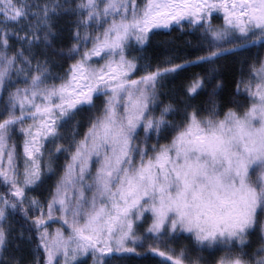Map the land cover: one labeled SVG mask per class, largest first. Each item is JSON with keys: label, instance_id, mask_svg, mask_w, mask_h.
Listing matches in <instances>:
<instances>
[{"label": "snow or ice", "instance_id": "1", "mask_svg": "<svg viewBox=\"0 0 264 264\" xmlns=\"http://www.w3.org/2000/svg\"><path fill=\"white\" fill-rule=\"evenodd\" d=\"M183 21L191 56L137 78L133 41ZM257 45L264 0H0V264H264V57L221 99L220 61Z\"/></svg>", "mask_w": 264, "mask_h": 264}, {"label": "trees", "instance_id": "2", "mask_svg": "<svg viewBox=\"0 0 264 264\" xmlns=\"http://www.w3.org/2000/svg\"><path fill=\"white\" fill-rule=\"evenodd\" d=\"M218 18L215 25H222L221 17ZM63 23V21H61ZM202 36V31L191 30L188 33H183L178 28H173L171 31H159L154 29L153 33L150 34V41L146 44L143 53L145 52L146 61L152 66L163 63L164 60L168 58L181 59L186 56H191L195 51V45L198 43ZM254 47L249 48L247 51L242 52L237 56H228L226 59L220 61L222 66L221 76L225 83V89L221 93V99L225 103H243V91L240 95H235L236 93V81L241 78L248 76L249 65L253 63L257 58H260L259 52H254ZM203 68L192 67L187 72L181 73L165 85V90L168 100L174 98L173 93L182 89L186 83V77H191L193 73H202ZM102 99V98H101ZM207 99L206 93H201L194 103L198 105H203ZM100 100L97 101L99 105ZM89 116L88 112L81 113L77 119L81 121V125L85 124ZM53 179H49L47 183L52 182ZM46 183V184H47ZM3 187L0 186V191H3ZM41 188L34 189L29 193V195L34 194V192H40ZM169 242L165 241L161 247H165ZM171 246L179 249L185 244H191L190 240L185 239L183 235L178 236L176 239L171 240ZM161 257H154L151 260H142L137 257H130L127 264H157V262L162 261Z\"/></svg>", "mask_w": 264, "mask_h": 264}, {"label": "rangeland", "instance_id": "3", "mask_svg": "<svg viewBox=\"0 0 264 264\" xmlns=\"http://www.w3.org/2000/svg\"><path fill=\"white\" fill-rule=\"evenodd\" d=\"M215 16H220L221 18V22H222V25L224 24V19H223V13H213V16H212V19H211V23L214 25V26H222V25H215L216 24V22H217V20H219L218 18H215ZM182 25H183V27H181V26H178V25H175V24H173L170 28H168V29H158L159 31H171V29H173V28H178V30H180L181 32H183V33H188V32H190L191 30L193 31V30H195V27H189L188 26V22L187 21H183L182 22ZM145 46L146 45H144L143 46V48H140V46H138V45H135V42L133 41V50L131 51V53H130V56H136V57H138L139 58V64H140V70H139V73L137 74V78H138V75H142V74H144V68H143V66L144 65H146V64H149V62H147L146 61V58H144L145 57V52L143 53V51H145L144 50V48H145ZM255 49H254V52H259L260 53V57H264V47H260L259 45H257L256 47H254ZM162 64V63H161ZM152 66V65H151ZM153 68L155 67L154 65L152 66ZM201 68V67H200ZM247 77V76H246ZM171 78L172 77H169L165 82H164V86H163V88L161 89V91H160V93H159V95H160V99L164 102V103H168L169 102V100H168V98H167V95L168 94H166V90H165V85L171 80ZM241 91H243V89H241ZM156 115H159V109H157V111H156V113H155ZM83 126L81 127V133L83 132ZM61 132H62V134L66 137V138H69L70 139V137H71V132H72V124H67V125H64V127L61 129ZM20 139L21 138H19V136H18V134H17V145H18V147H19V145H20ZM163 142V141H162ZM63 162H64V157L63 156H61L60 158H59V163L60 164H63ZM54 184V180L52 181V182H49V183H47V184H45L44 186H42V187H40L41 188V190H40V192H34V194H32L33 196H36V197H38V198H40V199H46L47 197H48V194H49V191H50V189H51V187H52V185ZM60 226V222H57V223H54V224H52V226H51V231H55V229L57 228V227H59ZM89 264H91V261H89Z\"/></svg>", "mask_w": 264, "mask_h": 264}]
</instances>
